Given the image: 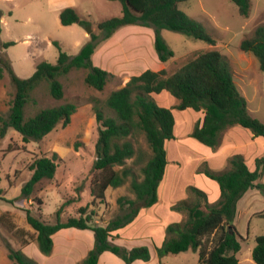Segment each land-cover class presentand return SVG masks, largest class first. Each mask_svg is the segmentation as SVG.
I'll list each match as a JSON object with an SVG mask.
<instances>
[{
	"label": "trees",
	"instance_id": "obj_1",
	"mask_svg": "<svg viewBox=\"0 0 264 264\" xmlns=\"http://www.w3.org/2000/svg\"><path fill=\"white\" fill-rule=\"evenodd\" d=\"M121 4L117 16L97 22L99 33H91L90 41L84 44L73 56L62 50L57 41L53 45L58 51L56 63L41 61L35 71L26 78L16 75L7 63L0 58V78L4 69L10 75L14 94L5 118L0 117V139L7 129L13 128L24 141L39 140L55 127L67 126L76 112L74 102H65L57 106L44 107L33 115L26 116L25 108L31 94L42 82H46L48 91L54 99L64 95L60 76L72 69H86L84 82L96 90H102L106 82L114 76L93 63L92 55L100 40L110 37L115 30L128 25H139L154 30L153 46L157 58L165 63L174 56L173 50L160 34L163 28L187 34L195 39L215 44L210 31L200 22L190 18L179 3L186 0H111ZM238 13L247 17L250 13V0H231ZM59 20L62 25L84 24L72 7L61 10ZM1 31V27H0ZM13 42L2 43L7 47ZM244 52H250L258 61L259 69L264 73V25H258L250 36L243 38L239 45ZM4 65V66H3ZM166 92L173 97L174 104L162 106L155 96ZM113 114H105L102 109L93 106L98 136L95 143V159L92 162L90 194L92 203L104 200L108 188H118L129 181L133 198L121 195L116 199L122 213L109 220L105 225L92 222L94 212L87 213V205L77 210V216L60 219L63 207L71 202L65 201L56 211L55 223L43 221L34 216L30 209H24L26 222L36 232L34 240L43 254L52 252V235L63 228L90 229L94 234L93 247L79 264H98L99 256L110 251L120 257L124 264L135 260L150 261L151 253L147 245L126 248L114 243L117 237L113 232L131 223L139 211L149 208L159 201V188L166 176L168 159L166 144L175 139L174 111L193 110L200 113V119L194 124L189 136L214 148L219 143L223 130L239 126L246 129L252 137H260L264 147V123L249 114L247 102L240 93L233 78L227 59L216 49L201 50L194 54L176 72L168 74L166 69H145L137 75H131L127 83L112 90L105 101ZM143 135L149 147V154L136 147L137 137ZM132 138L135 140L133 141ZM132 159L134 165H140L136 174L126 160ZM264 152L254 159V168L250 169L241 153L228 158V168L212 170L205 162L204 169L198 170L212 180L218 188V198L210 202L207 193L189 185L195 198L190 201L181 198L170 205V209L186 215L179 221L169 222L164 228V238L156 247L158 257L169 253H179L188 249L198 250V264H238L237 253L241 248L237 231L233 225L236 203L247 190L257 187L264 193V185L258 179L264 173ZM57 154L40 156L29 164L30 178L21 188V196L29 198L36 185L55 175ZM119 166L120 168H115ZM0 190V200H3ZM38 202L41 201L38 199ZM14 234L22 237V244L31 241L22 228L8 223ZM214 236L213 246L204 247V239ZM7 257L16 264H37L19 249L6 245ZM255 264H264V232L255 237L251 250Z\"/></svg>",
	"mask_w": 264,
	"mask_h": 264
},
{
	"label": "rangeland",
	"instance_id": "obj_2",
	"mask_svg": "<svg viewBox=\"0 0 264 264\" xmlns=\"http://www.w3.org/2000/svg\"><path fill=\"white\" fill-rule=\"evenodd\" d=\"M250 2L251 9L247 17L238 13L236 5L231 0L180 2L179 8L190 18L203 24L215 39V44L210 45L187 34L163 28L160 30L161 37L174 52V56L165 63L158 60L154 50L152 28L139 25L118 28L110 37L100 40L94 50L95 53L100 50L101 53L105 51L99 55L106 64L102 66L110 69L114 74L102 90H96L84 82L86 69L82 68L72 69L66 75L60 76L59 80L64 90L61 99L51 97L46 82L37 86L25 108L27 117L40 108L57 106L65 102H74L77 110L67 126L58 125L37 141H24L22 136L10 127L0 139V190L4 197L0 200V264H16L8 259L6 245L23 253L26 251V255L37 264H55L56 259L59 264H64L67 258L69 261L72 260L74 253L79 251L82 237L72 230H61L55 234L57 246L53 256L43 254L37 243L30 246L23 245L22 237L14 234L8 223L12 222L22 228L26 237L34 240L36 232L26 222L24 209H30L34 216H39L43 221L53 224L56 221L57 209L65 201L71 200L61 209L59 214L61 220L77 216L78 208L87 205V213L94 212L92 222L105 225L122 213L116 202L119 196L133 198L129 181L118 188H108L101 202L96 199L92 203L90 194L91 166L95 159V143L98 136L93 106L102 109L105 114H113L105 104L106 98L112 90L123 87L131 75H137L148 68L157 70L163 67L168 74H171L191 59L196 52L216 49L227 59L235 84L247 98L249 112L264 123V73L259 69L257 59L250 52H244L239 47L241 40L250 36L256 26L264 25V0H250ZM66 7L74 8L80 20L87 24L62 25L59 14ZM120 12L121 4L111 0H0V58L19 77H29L35 71L37 63L41 61L56 63L58 51L53 45L54 41L59 43L63 51L73 56L90 41L91 33H99L97 22L117 16ZM88 26L91 28L90 33H87ZM5 42H13V44L2 47L1 44ZM13 94L14 87L10 75L4 69L0 78V117L7 116ZM164 95H168V98ZM155 99L166 107H170L175 101L167 93L158 94ZM174 117L175 139L166 144L168 166L166 176L159 188V201L162 199V204L166 202L172 205L185 196L186 199L193 201L195 195L188 186L194 185L204 190L209 200L213 202L218 198V188L212 180L198 172L205 168L204 162L193 166L195 161L188 162L186 153L190 152L194 157H199L208 154L209 151H216L225 143L227 139L225 133L228 128L221 132L216 147L207 148L189 136L194 124L201 117L200 113L193 110H175ZM244 136L245 134H242L238 139L239 150L244 153L241 152L243 156H246L244 158L247 163L253 164L249 151H255L258 153L257 156H260L262 145L260 142L250 141L247 142L250 144L248 148L245 146ZM132 140L136 139L132 138ZM260 140L262 141L261 138ZM134 145L149 154L150 150L143 135L137 137ZM175 147L177 151L182 147L180 151L182 155L175 154ZM53 152L57 154L58 161L54 177L39 182L29 198L22 197L21 188L31 175L29 164L35 158L51 156ZM145 160L140 165H134L132 159H128L126 165L131 166L137 174ZM177 161L181 163V170L176 177L179 183L174 194L169 196L173 178L168 168L177 165ZM258 182L264 185V173ZM185 217V214L182 215V218ZM172 219L170 216L166 221ZM233 225L241 243L236 255L238 264H255L251 250L255 245V237L264 232V193L261 189L251 188L240 197L236 203ZM25 226L28 230L24 228ZM140 227L136 229H140L141 234L143 229ZM123 228L124 226L116 230ZM141 238L143 237L140 236ZM152 242L148 243L153 260L150 264H198V250L188 249L158 257L156 247L160 244ZM213 243V235L204 239V247L207 249L211 248ZM33 246L38 249L42 258L33 251Z\"/></svg>",
	"mask_w": 264,
	"mask_h": 264
},
{
	"label": "crops",
	"instance_id": "obj_3",
	"mask_svg": "<svg viewBox=\"0 0 264 264\" xmlns=\"http://www.w3.org/2000/svg\"><path fill=\"white\" fill-rule=\"evenodd\" d=\"M104 52L105 51H103L101 53V50L97 51L96 53L94 52V54L92 55V60H93V63L95 65H97V66H102V64L106 65L104 63L103 59H101V57L99 56L100 54H103ZM101 68H104V66H102ZM104 69L110 71V69H107V68H104ZM238 89H239V87H238ZM239 91H240V89H239ZM240 93L242 94L241 91H240ZM160 94L163 95L166 93L162 92ZM242 95L247 102L246 96L244 94H242ZM164 96H166V95H164ZM163 98H165V97H163ZM166 98H168V95L166 96ZM247 109H248V104H247ZM248 112H249V110H248ZM249 114L251 115L250 112H249ZM174 134H175V126H174ZM225 134H226V138H227L225 143H223V145H221L220 148L214 152L209 151L208 154L205 153L199 157H194V154H192L190 152L186 153L187 154L186 156L188 158V162L195 161V164L193 166H197V164H199V163L206 162L207 165L210 166L212 168V170H214V171H221V170L227 169L228 168V158L234 153H241L242 152L239 150L240 145L238 144V139L241 137L242 134H245L244 141H245L246 147L248 146V148H249V145H250V144H247V142H249V143H250V141L260 142L262 145V151L259 154L262 155L264 152L263 141H261L260 138L252 137V135L249 133V131H247L244 128H241L239 126L230 127L227 129ZM181 148L182 147L178 148V151H177L176 147H175V149H174L175 154L178 153L179 155H182V153L180 152ZM207 148H209V147H207ZM249 153H251V155H252L253 164H250V163H247V164H248L250 169H253L254 168V159L257 157L258 153H256L255 151L252 152L251 150L249 151ZM244 157H246V156H244ZM201 159H204V161H201ZM178 161L176 163L177 165H173L170 168H168V172L171 174V176L173 178L171 186L169 188V193H168L169 196L174 194L175 188H176L177 184L179 183L178 178H176V177H178L177 174L181 170V163ZM196 170L197 169L195 168V171ZM173 186H174V188H173ZM161 202H162V199L149 208L141 209L139 211L138 215L136 216V218L131 223L124 226L123 229L114 231L113 233H116L118 236L114 240V242L116 244L124 246L126 248H131L134 245H136V246L137 245H147L149 247L148 243L152 242V241H154L156 244H161V242L164 238L165 225L169 222L179 221L182 218L181 214H179L175 211H172L170 209V204L168 205L166 202L164 204H162ZM169 202H170V200H168V203ZM210 202H212V201H210ZM170 216L173 219L166 221V218H168ZM26 226L24 228H26V230H28V227H26ZM138 226H141L140 228L143 229L141 234L139 233L140 229L139 230L136 229V228H138ZM71 228H74V227H71ZM71 228H63L61 230H65V231L66 230H72V231H74L76 235L82 237V239H80V241L85 242V244H83L81 242L79 244V251L75 252V253L73 252L74 255H73L72 260L69 261V258H67L65 263L66 264H78V263H80L81 260H83V258L87 254V252L93 247L94 234H93V231L90 229H78V228L71 229ZM61 230L57 231L56 233H54L52 235L53 248H52V252L49 255L53 256V254L55 253L57 245H56V240H55L54 236H55V234L59 233ZM134 230H136V231H134ZM140 236L143 238L140 239ZM149 238H151V239H149ZM142 239L144 241L140 242V240H142ZM34 243H36L35 240H34V242L27 244L26 246L33 245ZM84 245H86V246H84ZM149 250H150V247H149ZM23 251H25V249H23ZM33 251L37 254L38 257L42 258V255L39 253L38 249H36L35 246H33ZM24 253L26 254V251ZM150 253H151V250H150ZM151 260H152V253H151V259H150V261H148V263H146L142 260H135L132 262V264H150L153 261V260L152 261ZM54 262H55V264H57L58 259H56ZM38 264H40V263H38ZM98 264H124V261L120 257H118L117 255L113 254L112 252L104 251L99 256Z\"/></svg>",
	"mask_w": 264,
	"mask_h": 264
},
{
	"label": "water",
	"instance_id": "obj_4",
	"mask_svg": "<svg viewBox=\"0 0 264 264\" xmlns=\"http://www.w3.org/2000/svg\"><path fill=\"white\" fill-rule=\"evenodd\" d=\"M90 31H91V28L88 26L87 27V33H90ZM263 162H264V159H263Z\"/></svg>",
	"mask_w": 264,
	"mask_h": 264
}]
</instances>
